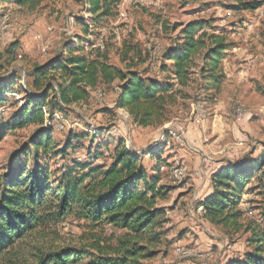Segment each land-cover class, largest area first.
Returning a JSON list of instances; mask_svg holds the SVG:
<instances>
[{
	"label": "rangeland",
	"instance_id": "rangeland-1",
	"mask_svg": "<svg viewBox=\"0 0 264 264\" xmlns=\"http://www.w3.org/2000/svg\"><path fill=\"white\" fill-rule=\"evenodd\" d=\"M257 1H262L260 8L243 11L236 9L231 0H124L113 10V17L96 21L91 20L85 0H33L28 7L0 0V31L4 30L0 34V80L16 75L18 83L13 89L8 87L12 95L4 103L0 102V122L8 125L24 103L25 89H31L29 75L34 67L64 55L72 46L82 45L85 53L91 50L95 54L105 53L108 63L123 72L130 67L143 78L160 80L165 76L161 72L162 64L169 65L163 55L175 45L187 23L209 22L212 32L224 35L230 45L221 61L224 79L219 93L213 96V91L200 89L201 80L194 75L189 86L180 89L176 104L167 109L169 121L161 127L139 128L127 113L115 109L118 81L110 86H98L90 93L87 103L65 112L56 110L53 115L49 147L40 155L50 182L70 172V176L83 178L86 184L112 164L119 146L127 152L145 147L137 154L148 175L151 170H157L153 174H160L157 187H162L165 195L156 201V207L163 209V214L140 246L152 236H158V240L148 242L141 255L151 253V256L140 259L139 264H229L243 261L244 254L250 251L249 237L244 230L234 233L204 219L198 204L206 189L196 187L198 173L192 174L193 168L189 169L186 162L175 156L177 149L189 146L182 147V142L174 139L176 134H172V128L179 124L181 128H188L189 124L199 129L204 127L208 146L212 145L211 151H205L208 157L219 160L226 156L237 164L245 158L257 160L261 156L264 151V0ZM84 23L90 30L86 36ZM80 38L82 42L78 43ZM195 62L200 65L199 59ZM238 110L245 113L241 119ZM49 111L46 106V116ZM61 115L64 130L56 127ZM216 117L217 129L213 127ZM41 129L28 124L6 130L0 140V181L13 157ZM68 137L71 145L66 156H54L55 150L64 148ZM191 144L195 149L198 147ZM225 144H229V150L221 152ZM207 147L202 148L209 150ZM190 154L199 155L193 151ZM29 160L31 165L33 154ZM20 161L24 162V158ZM74 161H89L92 168H100L99 175L84 178L86 170L75 168ZM179 168L185 170V176L174 179L172 172ZM259 177L260 172L253 173L242 191L238 209L243 213L244 222H257L264 229V190L257 189ZM120 234L108 226L98 227L67 217L37 229L8 255L1 256L0 264H10V258L30 264L40 253L61 246L79 247L103 239L114 244ZM183 249L196 256L181 257L177 250Z\"/></svg>",
	"mask_w": 264,
	"mask_h": 264
},
{
	"label": "trees",
	"instance_id": "trees-1",
	"mask_svg": "<svg viewBox=\"0 0 264 264\" xmlns=\"http://www.w3.org/2000/svg\"><path fill=\"white\" fill-rule=\"evenodd\" d=\"M8 1L28 7L33 0H2V3ZM85 1L91 20L98 21L113 17V10L124 0ZM231 1L235 2L236 9L243 11H255L262 5V1L257 0ZM88 27H83L85 36L90 33ZM212 29L205 20L187 23L175 45L163 55L169 65L162 64L161 72L165 76L160 80L143 78L130 67L123 72L108 63L105 53L95 54L92 50L85 53L82 45L72 46L64 55L34 67L29 75L31 89H25L24 103L11 117L10 126L0 122V140L7 129L28 124L42 127L29 139L27 147L13 157L0 181V257L8 255L15 245L34 235L37 229L67 217L98 227L108 226L121 234L114 244L103 239L79 247L54 248L40 253L30 264H139L140 259L151 256V253L141 255V252L147 249L149 241L158 240V236L148 238L143 246L140 244L163 214V209L156 207V201L165 195L163 188L157 187L161 181L160 174H153L157 170L149 171L148 175L137 152H127L119 146L112 164L101 173L100 168H92L89 161L73 162L75 168L86 170L84 178L100 173L88 183L83 184V178L70 176V172L50 182L40 155L49 147L55 111L65 112L87 103L90 93L98 86L119 82L115 109L127 113L139 128L161 127L167 123V109L176 104L180 89L187 88L194 75L201 80L200 89L213 91L216 96L224 79L221 61L230 45L224 35L215 34ZM15 47L12 46L11 57ZM15 76L0 80L1 103L12 95L8 87L13 89L18 85ZM46 106L50 109L48 116L44 112ZM70 145L68 137L64 148L55 150L54 156H66ZM22 157L24 162L20 161ZM256 171L260 172L257 189L264 190V151L257 160L245 158L218 169L211 178L212 192L198 204L209 223L234 233L244 230L248 234L250 251L244 254L243 261L229 264H264V229L257 222H244L243 213L238 209L242 191ZM262 214L264 216V211ZM8 263L25 264L19 258L14 261L10 258Z\"/></svg>",
	"mask_w": 264,
	"mask_h": 264
},
{
	"label": "crops",
	"instance_id": "crops-1",
	"mask_svg": "<svg viewBox=\"0 0 264 264\" xmlns=\"http://www.w3.org/2000/svg\"><path fill=\"white\" fill-rule=\"evenodd\" d=\"M213 127L215 129H217L219 127L218 117L215 118V123H214ZM207 128H208V126H206V131H207ZM204 129H205L204 127H203V129H199V128H196L195 126L189 124L188 125V132H187V135L185 138L189 148L183 149V150L177 149L176 150L177 153L175 155V156H177L179 161L183 160L184 163L186 162V165L189 169L193 168V170L191 172L192 174L198 173L197 178H199V179L195 180L196 181L195 183H196L197 188H199V189L201 188V190L206 189L205 192L203 193V198L212 192V186H211L212 175L221 167L226 166L229 163H233L231 158L226 157V156L225 157L223 156L221 159L218 160L217 158H214V157H208L207 154H205V151H211L210 149L212 148V145L210 144L208 146V142L205 139L206 132H204ZM209 134H210V132H208L207 135H209ZM192 142L198 146L197 147L198 149L197 148L195 149V147L191 144ZM200 146H202V147L208 146L207 149H209V150H203V148ZM221 147H222L220 150L221 152H227V150H229V148H228L229 144H225L224 146H221ZM144 148H145L144 146L140 147L137 152H142V150ZM191 148H194L196 150L195 153H198L199 155L192 154V156H191V154H190V152H192ZM186 150H189L190 152H185ZM193 153H194V151H193Z\"/></svg>",
	"mask_w": 264,
	"mask_h": 264
},
{
	"label": "built area",
	"instance_id": "built-area-1",
	"mask_svg": "<svg viewBox=\"0 0 264 264\" xmlns=\"http://www.w3.org/2000/svg\"><path fill=\"white\" fill-rule=\"evenodd\" d=\"M3 31H0V34L2 33ZM99 100H101V94L99 95ZM240 113V119L244 117V114L245 113H242V112H238ZM199 123V121H198ZM116 128V127H114ZM117 129V128H116ZM174 133H176L178 136H180L181 140H182V147L183 145H188L187 142H186V135H187V132H188V128H181V124H179V127H175V128H172ZM117 131H119L117 129ZM192 151H196L194 148H192ZM196 254L189 251V250H181V257H184V258H187V257H195Z\"/></svg>",
	"mask_w": 264,
	"mask_h": 264
},
{
	"label": "bare ground",
	"instance_id": "bare-ground-1",
	"mask_svg": "<svg viewBox=\"0 0 264 264\" xmlns=\"http://www.w3.org/2000/svg\"><path fill=\"white\" fill-rule=\"evenodd\" d=\"M1 25V24H0ZM4 25H6V24H4ZM4 29V28H3ZM2 30V29H1ZM4 31V30H3ZM202 107V106H201ZM199 109V108H198ZM200 111V110H199ZM238 112H240V110H238L237 111V113ZM205 113V112H204ZM202 114V113H201ZM238 116V115H237ZM204 118V117H203ZM60 119V120H59ZM63 121H64V119H63V117H61V118H59L58 117V122H57V125H56V127H57V129L58 130H64V126H63ZM65 122V121H64ZM178 127V126H177ZM173 131V130H172ZM116 133V132H115ZM171 133V132H170ZM172 134H176V133H173L172 132ZM171 138V137H170ZM174 139L175 140H177V141H179V142H182V140H181V138H180V136H178L177 134L174 136ZM185 170L183 169V168H179V169H175V170H173V172H172V177L174 178V179H181V178H183L184 176H185V172H184ZM178 251V253L181 255V250H177Z\"/></svg>",
	"mask_w": 264,
	"mask_h": 264
}]
</instances>
